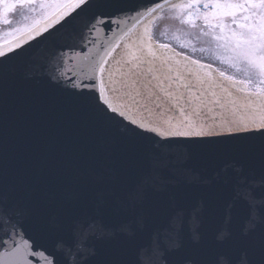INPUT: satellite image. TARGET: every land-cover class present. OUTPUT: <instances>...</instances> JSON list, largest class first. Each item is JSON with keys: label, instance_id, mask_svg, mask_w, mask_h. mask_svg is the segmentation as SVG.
Segmentation results:
<instances>
[{"label": "snow or ice", "instance_id": "obj_1", "mask_svg": "<svg viewBox=\"0 0 264 264\" xmlns=\"http://www.w3.org/2000/svg\"><path fill=\"white\" fill-rule=\"evenodd\" d=\"M165 4L170 10H181L174 18L180 25L197 28L196 19H202L199 34L210 36L219 58L242 74L241 79L226 77L245 93L240 107L260 114L224 120L220 131L214 125L205 129L196 121L170 131L130 121L136 128L117 138L76 134L41 145L23 167L9 162L17 149L0 140V194L14 199L29 214L33 227L52 239L64 258L56 264H154L158 242L155 234L149 236V225L170 195L161 177L174 157L165 151L171 144L149 148L145 132L183 141L184 159L215 162L218 182L235 183V200L222 209L230 227L215 233L212 245L203 242L198 228L192 231L191 243L177 264H264V0H181L178 4L171 0H0V24L11 25L9 14L18 9L38 13L33 24L7 33L18 39L0 44V108L14 98L18 58L27 52L17 51L23 43L43 33L55 36L69 26H80L81 38L83 30L97 26L130 24L131 31L158 12L149 22L166 21ZM88 91L95 102L81 92L71 112L55 98L18 101L21 119L79 133L112 119L109 111L124 116L103 96L102 79L98 89L93 86ZM223 131L229 135H221ZM236 201L243 202L240 213L245 216L239 235L231 228ZM175 219L182 230L179 212ZM173 245L176 250L184 247L178 241Z\"/></svg>", "mask_w": 264, "mask_h": 264}, {"label": "water", "instance_id": "obj_2", "mask_svg": "<svg viewBox=\"0 0 264 264\" xmlns=\"http://www.w3.org/2000/svg\"><path fill=\"white\" fill-rule=\"evenodd\" d=\"M180 2L171 0L172 4ZM167 9L169 5L165 4ZM153 17L131 31L130 24L83 30V38L80 26H69L55 36L43 33L17 49L21 52L27 49V52L18 58L14 98L0 108V140L17 149L10 154V163L23 167L35 148L47 147L51 141L76 134L93 135L98 139L107 134L117 138L140 123L170 131L186 127L192 121L203 124L205 129L214 125L215 130L220 131L224 120L259 116L258 112H247L240 107L245 93L237 91L240 86L233 85L213 66L202 67L208 64L192 63L197 60L155 43L154 24L149 22ZM101 64L103 73L99 72ZM101 79L103 96L124 113L123 117L109 111L112 119L94 130L81 129L79 133L66 127L26 124L21 119L23 108L18 101L55 98L65 102L66 112L72 111V102L81 92L95 102L88 89L93 86L98 89ZM221 135L229 134L223 131ZM143 137L147 138L149 148L172 145L165 149L174 157L170 170L161 177L170 195L160 214L150 223L148 234H155L158 242L154 264H177L181 253L191 243L192 231L198 228L203 242L212 245L215 233L230 227L224 222L222 209L235 200V183L218 182L219 166L215 162L184 159L181 155L186 151L183 141L148 132L143 133ZM242 207L243 202L236 201L231 224L236 235L245 227V216L240 213ZM178 212L182 217V230L175 219ZM173 241L184 247L176 250ZM63 259L52 239L33 227L29 214L7 193L0 194V264H56Z\"/></svg>", "mask_w": 264, "mask_h": 264}, {"label": "flooded vegetation", "instance_id": "obj_3", "mask_svg": "<svg viewBox=\"0 0 264 264\" xmlns=\"http://www.w3.org/2000/svg\"><path fill=\"white\" fill-rule=\"evenodd\" d=\"M167 11L177 13L176 16L181 14V10L179 9L177 10L168 9ZM9 18L12 20L11 25L0 24V44H4L14 38H17L18 36L16 34L8 35L7 33L11 31V29L13 28H24L27 25L33 24L34 21L38 19V13L30 12L26 9H18L15 12L10 13ZM194 19L196 18L194 17ZM196 24H197V28H192L186 24L182 25L183 29L186 32H189L190 34H194V35L196 34L200 38V40L198 39L199 41L198 50H195L193 54L191 49H186L187 53L190 56L198 59L199 61L202 60L203 62H206V64L214 66L218 71L233 69V67L230 65V63L227 60L219 61V58L215 52L216 51L215 42L211 40V37L210 36L205 37L199 34L201 30L203 29L202 19H196ZM191 42H194V41L187 40V43H191ZM212 47L214 48V51L211 50ZM235 74L242 75L241 73H237L236 70H235ZM224 77H227V76H224Z\"/></svg>", "mask_w": 264, "mask_h": 264}, {"label": "rangeland", "instance_id": "obj_4", "mask_svg": "<svg viewBox=\"0 0 264 264\" xmlns=\"http://www.w3.org/2000/svg\"><path fill=\"white\" fill-rule=\"evenodd\" d=\"M165 11L167 12V17H168L167 20L166 21L157 20L156 24L153 25L152 35L158 40H160L162 43L168 44L169 45L168 47H170L178 54H184L194 60L199 61L198 59L190 56L186 51V49H191L194 54L195 50H198V45H199L198 39L200 40L199 36L196 34L195 35L190 34L189 32H186L183 29V26L180 25L179 21L174 19L177 13L168 12L167 10ZM187 40H192L194 42L187 43ZM211 50L214 51V48L212 47ZM215 52L219 58V53L217 51ZM220 60L222 61V59L219 58V61ZM202 63L206 64V62L203 61ZM217 72L219 74L220 72H224L225 76H234L236 79L242 78V75L235 74L234 68L230 70H221V71L217 70Z\"/></svg>", "mask_w": 264, "mask_h": 264}]
</instances>
